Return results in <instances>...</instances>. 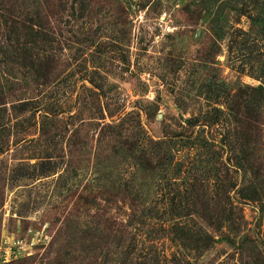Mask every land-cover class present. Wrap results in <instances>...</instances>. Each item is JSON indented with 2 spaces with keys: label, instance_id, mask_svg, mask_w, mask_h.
Segmentation results:
<instances>
[{
  "label": "rangeland",
  "instance_id": "1",
  "mask_svg": "<svg viewBox=\"0 0 264 264\" xmlns=\"http://www.w3.org/2000/svg\"><path fill=\"white\" fill-rule=\"evenodd\" d=\"M0 264H264V0H0Z\"/></svg>",
  "mask_w": 264,
  "mask_h": 264
}]
</instances>
